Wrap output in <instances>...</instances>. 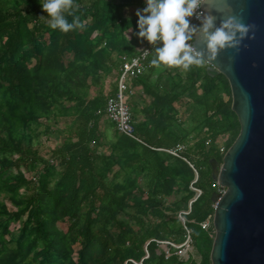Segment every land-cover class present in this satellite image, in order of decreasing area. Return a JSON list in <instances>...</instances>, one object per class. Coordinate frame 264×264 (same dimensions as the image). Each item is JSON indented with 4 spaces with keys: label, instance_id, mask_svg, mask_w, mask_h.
<instances>
[{
    "label": "trees",
    "instance_id": "obj_1",
    "mask_svg": "<svg viewBox=\"0 0 264 264\" xmlns=\"http://www.w3.org/2000/svg\"><path fill=\"white\" fill-rule=\"evenodd\" d=\"M122 1L129 6L144 7V0ZM74 5L73 14L82 22L89 18L90 24L62 33L51 29L48 19L41 18L46 13L41 10L40 0H26L24 5L12 9L0 0V181L11 169L29 170V180L18 174L9 184L14 211L8 210L7 205L4 207V216L8 218L4 221L5 228L12 222L19 223V227L18 235H12L9 242L3 238L0 243V254L2 244L12 243L15 249L3 264H35L40 260L41 264H90L94 262L90 256L93 250L98 255L95 261L104 263L101 257L112 245L118 249L117 264H133L130 260L138 263L145 256L143 244L149 239H153L147 247L149 259L142 264H184L176 256L165 260L158 254L155 241L181 244L187 230L202 257L200 264H211L213 227L205 230L201 224L214 215L217 195L212 161L220 162L224 156L215 143L220 136L231 133L230 148L240 133L231 105L220 102L223 93L231 95L227 80L222 75L209 77L206 65L191 67L186 82L177 73L173 79L177 68L156 69L150 64L152 53L147 61V72L136 81L143 84L146 95L152 98L147 107L148 122L155 124L156 133L148 129L149 123L142 127L136 125L137 135L147 145L144 146L115 132L113 143L105 147L109 155H103L99 151L102 137L99 123L104 117L107 98L101 93L89 98L74 95L70 86L73 79L80 80L79 73L86 79V64L92 59L112 62L109 48L116 43L111 29L117 26L115 21H108V16L115 7L111 0H96L88 5L84 0H74ZM65 18L72 22L73 15L65 14ZM95 31H98L97 39L91 40ZM47 34H50V46H47ZM103 44L109 48H102ZM120 45L117 47L119 55L135 54L126 45ZM66 54H73L74 61L66 63ZM31 59L35 63L29 68L27 63ZM112 65L119 73V62ZM168 77L170 80L165 81ZM116 89L117 85L111 96ZM184 98H188L190 104L185 103ZM177 102H180L178 108L175 107ZM67 103L72 106L67 108ZM186 105L190 106L189 121L203 134L202 139L190 135L192 141L200 142L196 148L202 158L197 160L189 149L183 157L199 174L194 187L205 192L192 203L185 225L175 226L173 218L165 215L161 206L172 197L177 186L181 188L182 202L193 198L194 192L189 190L193 172L180 158L155 149L172 150L188 142L186 136L182 138L183 135H174L170 130L172 122L180 123L181 120L176 119L178 114L183 112L184 117L187 116L186 109L182 110ZM51 109L73 111L74 128L70 129L64 143L54 149L49 158L43 159L31 143L25 144L18 135L28 129L31 122H38L42 114L48 115ZM206 145L211 148L204 152ZM56 164L58 170L54 171ZM115 166L119 170L109 179ZM122 172L134 174L135 178L119 183ZM142 175L148 180L145 186L139 184L138 178ZM53 182L55 185L49 190ZM8 183L9 179L3 184ZM22 188H30V193L18 199L17 191ZM54 215V222L61 220L68 224L69 236L81 246L76 259L71 258L69 249H59V232L50 229ZM151 215L156 217L157 224L148 221ZM130 222L139 225L141 239L133 238L137 234ZM131 239L132 248L128 249L126 246L131 245Z\"/></svg>",
    "mask_w": 264,
    "mask_h": 264
},
{
    "label": "water",
    "instance_id": "obj_2",
    "mask_svg": "<svg viewBox=\"0 0 264 264\" xmlns=\"http://www.w3.org/2000/svg\"><path fill=\"white\" fill-rule=\"evenodd\" d=\"M201 11L217 26L229 16L251 26L238 51L225 49L205 64L209 77L227 80L240 125L214 179L225 193L215 200L210 261L264 264V0H204ZM194 46L203 50L198 37Z\"/></svg>",
    "mask_w": 264,
    "mask_h": 264
},
{
    "label": "rangeland",
    "instance_id": "obj_3",
    "mask_svg": "<svg viewBox=\"0 0 264 264\" xmlns=\"http://www.w3.org/2000/svg\"><path fill=\"white\" fill-rule=\"evenodd\" d=\"M7 5L8 8L12 9V8H18L22 5H24L26 0H4ZM93 1L96 0H84L85 4H89L92 3ZM104 1V0H103ZM112 4L115 8H112V14H110L108 16V21H115L117 28H112L111 31L114 34V38L113 40H115V45L113 47H108L110 50V58L111 61L114 63H117V59H118V55H119V49H117V47H121L120 44L126 45L127 49L137 53L144 45H146V41H144L141 38H138L136 35L137 32V17L135 15L136 11L138 9H142L143 7H134V6H129L128 4L126 5L124 1L122 0H111ZM124 2V3H122ZM119 5V6H118ZM129 19V20H128ZM129 21L127 23V26L124 25V23L126 21ZM90 24V19L88 18L85 22L84 25H89ZM124 25V27H123ZM131 28V31H127L128 28ZM127 35V36H126ZM98 36V31H95L91 34L90 39L91 40H95L97 39L96 37ZM50 34L46 35V40H47V46L51 45L50 42ZM128 37V39H127ZM105 47V44L102 45V48H107ZM65 61L66 63H71L74 61V55L73 54H66L65 55ZM112 62H110V64H107L106 62L103 63V61L99 58L96 59H92L90 62H88L86 64L87 67V77L86 79H82V74L79 73L78 74V78L80 80H75L73 79V82L71 84V89L73 90V94L74 95H85L87 96V98L89 97H93L97 94H102L104 95L106 98L110 97L111 94L113 93L114 88L116 87V79H117V75L119 74L117 72V70H115L113 68ZM34 60L31 59L28 63L27 66L33 67L34 66ZM179 74L181 76V78L183 79L184 82L187 81V71L182 70L180 68H177L175 70V73L173 72V76L172 78L174 79L175 75ZM170 80V78H165V81ZM64 82V79L62 80L61 83ZM198 87V85H197ZM231 91V90H230ZM137 98V97H136ZM136 98L132 97V101L133 102ZM220 102L222 104H224L225 106H232V96L228 95V94H222L220 97ZM142 103L144 104L143 106V111L139 109V107H142L141 102L140 104H138L139 106L136 108V116L139 117L141 116V112H143V117L145 118L144 122H141L139 124V126H146L144 124L149 123L148 129L155 134L156 130H155V124H151L150 122H148L149 119V115H148V108L149 105L152 102V98L148 97L147 95L141 97ZM185 103L190 104V101L188 98H184L183 99ZM72 106V103H67L66 107L69 108ZM180 106V102L175 103V107H179ZM148 107V108H147ZM189 105H186V108L182 109L185 111L186 109V113L187 116L185 115L184 117V113H180L177 116V120H181L179 121L180 123H176V122H172L173 127L170 130H173V134L174 135H183L182 138H184V136H186L188 138V142L185 143H180L179 146H184L185 150L183 151V155L186 151H191L192 155H196L197 156V160L202 158V154L197 152V148L196 146L199 145L200 142L198 141H192V137H190V135H196L197 137H199L200 139L203 138V134H201L202 131H200L198 128L196 129V127H194V125H192V123L189 121L188 116L190 117V112H189ZM48 115H44L42 114V116L40 117V119L38 120V122H31L30 126L28 129L26 130H21L19 132V138L25 142V144L27 143H31L38 151L39 154L41 156V158L43 159H47L50 157V155L52 154L53 150L60 147L62 143H64V141L67 139L70 129L74 128L73 123L75 121L74 118V112L73 111H56V110H49ZM107 122V126L104 125V122ZM186 122L185 124H183V122ZM188 122V124H187ZM108 123L111 124L105 117H103V119H101L100 123H99V127H100V132L104 131L107 129V135H102L101 137V144L99 146V151L101 154H105V155H109V150H106L105 147H107V145L113 143L112 141L113 138H115L114 135H112V128L108 127ZM112 126V124H111ZM109 128V129H108ZM201 134V135H198ZM189 135V136H188ZM233 139V136L231 133H226L223 136H220L215 145L219 148V149H228L229 145L231 143ZM198 142V143H197ZM211 148L210 145H206L204 152L209 151ZM189 149V150H188ZM228 151V150H227ZM223 158V156H222ZM222 158L220 162L217 161H212V174H213V178H216V175L218 174L219 170H221V165H222ZM191 160V159H190ZM192 161V160H191ZM186 163V162H185ZM102 166V165H101ZM40 167V166H39ZM188 167L190 168V166L188 165ZM54 171L58 170L57 164L53 167ZM193 172V179L190 182L189 185V190L193 191V189H198L201 191L202 195L199 198H202L204 195L203 193L205 192L202 189H199L198 187H194V184L198 183L199 180V174L198 177L196 176V173L193 171L192 168H190ZM119 170L118 166H115L112 169V173L109 174V179L113 178L114 173H116ZM197 170V169H196ZM206 170V168H205ZM197 172V171H196ZM23 175L24 178L26 180H29V170L25 169L24 167H20L19 170H9L7 175L4 176L3 180L0 181V220L1 222V227H0V243H2V239H6L8 242L11 240L12 235L15 234L18 235V227H19V223L12 222L11 225H9L8 229L5 228V222L8 218L6 216H4V207L7 205V209L10 211H14V208L11 206L13 205L11 202V197H12V193L9 190V184L11 183V181H13L14 179H16V177H19V175ZM134 179L135 175L134 174H128L126 172H122L119 175V178L117 180V182L119 183H123L125 182L128 178ZM141 178L139 179V184L140 185H144L146 184V180L147 178L142 175L140 176ZM9 179V183L7 185H4L3 183ZM5 180V181H4ZM148 181V180H147ZM216 182V180H214ZM55 183H51V185L49 186V190L53 189ZM180 186L175 187V192L172 195V197H169L165 200L164 204L161 206V209L165 212V215L172 217L173 218V225L175 226H184V223L182 221V218L185 220L186 222V217L188 215H186L187 213H189V207H190V203L194 201L195 199V193L194 196L191 200H189L187 203L182 202V193L180 192L181 188H179ZM215 191H216V197L214 198L215 200L217 199L218 196H221L220 193H222L223 191H225L224 188L220 187L217 182L215 185ZM30 188H22L20 190L17 191V195H18V199H23L26 197V194L28 195L30 192L29 190ZM194 192V191H193ZM6 208V207H5ZM21 208V206H20ZM18 209V208H17ZM25 218V217H24ZM54 218L55 215L53 216V222L50 224V229L51 231H53L54 233H58L59 232V238L57 239V242L59 243V249L62 250L63 248H67L70 250V256L72 259H76L78 257V253L79 250L81 248V246L74 241L71 236H69L68 232H67V228H68V224L64 221L61 220H57L56 222H54ZM148 221H150L151 223H155L157 224L158 220L156 219V217L154 216H150L148 218ZM211 224L213 227V216L211 219ZM130 226L133 230V232L135 234H137V236H133V238L136 240L141 239L142 236L139 235L140 232V227L137 224L131 223L130 222ZM5 231H9V234H6ZM16 231V232H15ZM10 232H14V233H10ZM215 235V230L213 227V232L211 233V236L214 238ZM169 241V240H167ZM129 242L131 243V245L129 246V244L126 246V248L130 249L132 248V242L133 239L129 240ZM153 242V239H149V240H145L144 244H143V249L145 251V256L143 257V259L141 258V262L145 259H149V254L147 252V247L149 246V244ZM4 245V248L2 250V253L0 254V264L5 263V261L9 260L11 258V254L13 251H15L14 249V245L12 243H7V245ZM129 246V247H128ZM196 248L194 247V244H192L191 246V251H190V258L188 261L183 262L184 264H200L202 261V257L199 254V252H197V250H195ZM118 249H116V245H112L110 246V250L106 252V254L101 257L103 259V261H105L104 263L100 262H96L95 260L98 259V255L97 253H95V250H93L91 252V259L94 261L90 264H117L118 262V258H117V254H118ZM158 254L161 255V250L158 247L157 250ZM33 255L30 256V259H32ZM41 261H37L35 264H41ZM131 262L133 260H130ZM135 262V261H133ZM132 262V263H133ZM141 262H138V264H140ZM43 263V261H42ZM137 263V262H135ZM211 263V261H210ZM123 264H127V262H124ZM134 264V263H133Z\"/></svg>",
    "mask_w": 264,
    "mask_h": 264
},
{
    "label": "clouds",
    "instance_id": "obj_4",
    "mask_svg": "<svg viewBox=\"0 0 264 264\" xmlns=\"http://www.w3.org/2000/svg\"><path fill=\"white\" fill-rule=\"evenodd\" d=\"M203 4L204 0H144V7L135 13L136 35L154 47V56L150 60L152 66L188 71L192 66L215 61L225 49L238 51L242 41L250 39V25L229 16L217 26L214 16L201 11ZM40 7L46 13L41 18L48 19L53 30L68 33L85 26L80 17L73 14L74 0H40ZM65 14L73 15L72 22L65 18ZM192 17L200 21L198 27L190 23ZM197 37L203 44L202 51L194 46ZM149 54L148 51L142 52L133 63H139V59Z\"/></svg>",
    "mask_w": 264,
    "mask_h": 264
},
{
    "label": "built area",
    "instance_id": "obj_5",
    "mask_svg": "<svg viewBox=\"0 0 264 264\" xmlns=\"http://www.w3.org/2000/svg\"><path fill=\"white\" fill-rule=\"evenodd\" d=\"M190 23L193 26H197L200 24V21L195 17L190 18ZM148 51L150 54L143 59H139V63H133L134 59H138L142 56V52ZM154 47L146 43L137 54L133 56L129 55H118L117 61L119 62V74L117 75L116 84L117 89L113 96L107 98L104 117L114 126L115 132L119 135L126 136L127 138L141 144L147 146L144 141L137 135L136 133V121L134 114L132 112V97L135 98V89L132 87L133 81H136L139 77L143 76L147 70L148 65L147 61L150 55L153 53ZM160 152H165L173 157L180 158L184 162H186L190 168L197 174L194 165L190 163L188 159L183 157V151L185 150L184 146H177L175 149L167 150V149H155ZM220 153L225 155L226 150L220 149ZM35 181V177L32 178ZM218 184V183H217ZM195 193V202L202 195L201 191L198 189H193ZM225 191L220 193L223 195ZM145 196H147L145 194ZM190 203L189 215L191 213ZM217 206V202H214L213 209L215 210ZM212 219V218H211ZM211 219H208L204 223L201 224V227L205 230H208L212 226ZM182 221L185 225V220L182 218ZM158 247L161 250V254L164 256L165 260H170L172 257H177L179 261L185 262L190 258V249L193 244L190 231L187 230L186 239L181 244H174L170 241H155ZM133 262V261H132ZM134 264H138L133 262ZM142 264V263H140Z\"/></svg>",
    "mask_w": 264,
    "mask_h": 264
},
{
    "label": "crops",
    "instance_id": "obj_6",
    "mask_svg": "<svg viewBox=\"0 0 264 264\" xmlns=\"http://www.w3.org/2000/svg\"><path fill=\"white\" fill-rule=\"evenodd\" d=\"M137 53H135V54H137ZM132 87L135 89V92H136L135 93V98L137 97L133 102H131L132 112L134 114L135 121H136L137 125H139L141 122H144L145 121V118L143 117V114H142L143 112H141V116H139V117H137L135 115L136 112H137L136 111V108L139 106L138 104H140V102H141L142 107H139V109L140 110L143 109L144 104L142 103L141 97H143V96L146 95V89L144 88L143 84L142 83H139L138 81H133ZM104 125L107 126V122H104ZM108 127L109 128H112V135H115V130H114L113 126H111V124L108 123ZM101 135H107V129L104 130V131H101Z\"/></svg>",
    "mask_w": 264,
    "mask_h": 264
}]
</instances>
